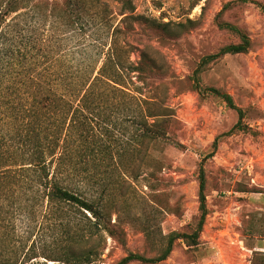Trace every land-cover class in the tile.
Wrapping results in <instances>:
<instances>
[{
    "label": "rangeland",
    "instance_id": "1",
    "mask_svg": "<svg viewBox=\"0 0 264 264\" xmlns=\"http://www.w3.org/2000/svg\"><path fill=\"white\" fill-rule=\"evenodd\" d=\"M99 1L110 25L123 28V17L136 18L126 22L132 33L117 37L124 65L138 68L128 72L127 89L146 103L144 113L153 115L148 122L159 123L161 136L143 143L126 171L112 159L93 170L106 181L94 192L106 189L109 201L88 202L110 219L113 236L100 233L92 264H115L130 253L155 257L170 233H192L200 216V171L207 215L198 244L175 241L158 264H264V0H129L132 13L123 10V0ZM109 24L87 39V53L66 56L94 62L95 46L106 51L110 42ZM52 25L51 18L42 23L39 34L55 57ZM242 37L249 41L246 52L202 64ZM209 89L231 98L241 111L239 128L237 111ZM38 210L32 222L19 225L38 256L32 262L63 259V235L41 218L44 206ZM68 213L87 222L78 211Z\"/></svg>",
    "mask_w": 264,
    "mask_h": 264
},
{
    "label": "trees",
    "instance_id": "2",
    "mask_svg": "<svg viewBox=\"0 0 264 264\" xmlns=\"http://www.w3.org/2000/svg\"><path fill=\"white\" fill-rule=\"evenodd\" d=\"M122 7L132 13L129 0H123ZM106 12L99 0H0V264H92L100 233L113 236L110 219L88 202L109 201L106 189L94 192V186L102 187L106 181L93 170L112 159L126 171L135 151L161 136L159 123L148 122L153 115L144 113L146 103L127 89L128 72L138 68L124 65L125 47L117 37L132 33L126 22L136 18L123 17L120 22L125 26L120 28L119 23L109 24L113 20ZM50 18L56 32L55 57L43 49L39 34ZM107 24L110 42L106 51L101 44L95 46L94 62L66 56L70 50L87 53V39ZM248 47V38L242 37L241 43L203 58L202 64L244 53ZM209 91L237 111L239 128L241 111L231 98ZM203 189L200 171V216L192 233H170L155 257L130 253L115 264H158L169 257L175 241L197 245L207 215ZM40 204L41 218L64 237L63 259L42 257L47 261L32 262L38 256L20 234V223L32 222ZM72 211L87 222L71 217Z\"/></svg>",
    "mask_w": 264,
    "mask_h": 264
}]
</instances>
